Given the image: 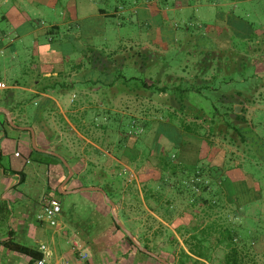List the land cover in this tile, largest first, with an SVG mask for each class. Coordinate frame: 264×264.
Listing matches in <instances>:
<instances>
[{
  "label": "rangeland",
  "instance_id": "374dc122",
  "mask_svg": "<svg viewBox=\"0 0 264 264\" xmlns=\"http://www.w3.org/2000/svg\"><path fill=\"white\" fill-rule=\"evenodd\" d=\"M147 1L153 0H87L89 9L102 8L108 14L119 9V14L100 21L99 35H81L78 25L71 28V24H62L61 34L56 37L62 41L67 59L79 63L85 58L86 69L91 70L90 62L95 63L97 54L105 61L107 49H113L118 41L123 43L130 35L137 41L140 32H147L163 22V14L167 26L177 31L166 51L146 52L142 47L134 48L136 59L120 72L129 81L124 83L118 79L115 85L120 96L113 91L116 95H111L114 97L111 102L90 97L85 103L100 111L96 115L98 125L94 129L91 127V136L103 151L87 148L90 158L111 179L116 180L121 172V187L131 194L123 196L119 209L111 206L101 192L58 193L54 195L61 199L62 205L58 225L40 222L38 216L42 213V201L48 196L45 195L48 187L64 183L67 175L57 176L52 156L34 151L32 162L26 168L25 182L5 199L0 198V242L6 241L12 231V240L16 243L38 249L40 244L49 246L53 239L60 238L69 251L74 240L95 236L99 247L89 249L91 264H130L134 252H139L125 240L126 232L114 226L115 215L137 244L147 246L161 258L166 257L164 259L171 264H179L176 253L181 256V248L189 249L187 241L195 244L200 238H206L210 246L203 252L210 262H203L226 264L229 249L225 244L216 245L218 239L227 238L226 229L239 247L238 264H264V0L239 1L231 7L232 13L245 20L242 23L244 34L232 35L230 44L227 47L222 44L220 48L182 34L187 31H194V35L205 33L208 24L215 25L220 11L210 8L214 20H194L190 25L173 10L178 0H155L165 9L158 16L137 9ZM195 1L189 0L191 6L185 10L198 15L197 8L192 6ZM65 3L66 0H61L56 10L48 11L50 16L56 14L46 18L47 26L67 16ZM234 23L241 26L238 18L231 19V26ZM75 37L80 39L76 41ZM10 52L7 51V58L11 57ZM118 73V70L112 71V79ZM93 75L92 72L86 74L87 78ZM104 75V80L110 78ZM2 77L7 85L14 83L12 76L3 73ZM103 84L100 81L98 85ZM163 86L168 88L166 95H160L159 88ZM128 89L132 91L130 96L126 93ZM69 95L72 96V92ZM236 106H240L238 114L244 110L247 118L246 123L233 121L244 127L239 132L245 133V142L224 124L217 128L223 134L206 137L208 127L222 123L226 112L229 109L236 112ZM29 109L34 110L35 106L30 104ZM194 118L205 130L199 128L203 134L198 137L201 142L190 145L187 147L190 152L182 154L171 142L179 140L184 120L190 129H197L192 123ZM199 152L201 159L197 160ZM185 153L195 161L194 166L198 164L202 168V180H207L212 187L202 196L207 203L202 202V198L194 203L190 193L177 190L183 178L191 174L186 169L193 166L183 163L184 168H181L180 161L188 160L183 158ZM111 155L117 159L114 163ZM161 158L177 166L176 175L161 196L153 195L145 200V190L151 193L158 190L156 182L163 167L159 163ZM163 171L165 177L172 174L166 169ZM228 171L243 173L249 187L243 182L232 187ZM106 173H94L87 181L103 185L109 179L104 177ZM75 179L71 188L88 184L84 177ZM94 185L92 187H97ZM85 195L90 199L85 200ZM151 206L154 211L150 210ZM140 256L149 262L163 264L155 258ZM25 259L26 256L8 251L0 243V264H23Z\"/></svg>",
  "mask_w": 264,
  "mask_h": 264
},
{
  "label": "crops",
  "instance_id": "0c3cea01",
  "mask_svg": "<svg viewBox=\"0 0 264 264\" xmlns=\"http://www.w3.org/2000/svg\"><path fill=\"white\" fill-rule=\"evenodd\" d=\"M60 1L0 0V80L5 82L2 77L4 73L12 76L14 82L12 85H7V92L11 95L10 98L5 99V94H2L4 90L0 91V198L3 199L12 191H17L18 186L24 183L27 178L26 168L32 162L34 149L32 132L27 129L29 127L35 132L37 147L54 151L61 155L73 169V178L71 177L67 183L50 185L45 195L57 196L58 193L62 195L77 193L73 191L81 188L82 184L71 188L70 186L76 182L75 178H85L86 176L87 179H90L94 176V173L96 175H98L97 173H106L101 170L96 161V165H94V160L90 158V153L87 152V148L89 150H103L91 136V130L98 125L96 123V115H98L97 112L99 110L95 111L97 108L88 107L85 104L86 100L90 97H97L101 101L107 99L111 102L112 98H114L111 95H116L113 91H116L117 96H120L115 86H104L105 84L109 85L113 81L112 75L105 72L104 66L110 68L111 71L115 68H121L123 71L126 66L132 65L131 62L136 59L135 53L133 54L136 46L142 47L146 52L148 50L154 52L159 50L166 51L169 46L168 42L173 41L175 36H177V31L167 26V18L163 14V22H160L158 26L152 27L147 32H140V35H138L140 37L137 41L133 38V35H130L127 39H124L123 43L118 41L113 49H107L106 51H109L107 59L111 60V62H108L107 59L101 61V54H97L95 63L91 64L90 62L91 70H87L85 58L76 63L74 60L67 59V55L63 54L62 41L56 40V37L61 34V25L71 24V28L73 25H78L79 34L81 35H87L86 33L99 35L101 34L100 21L109 15L119 14V9L115 10L116 13L108 14L102 8L89 9L87 0H78V2L77 0H66L67 16L63 18V21L55 20L47 26L46 18L49 19L56 14L53 13L50 16L48 11L56 10ZM192 4H194L192 5L193 7L197 8L198 15L186 12L185 8L191 6L189 0H178L175 8H173L190 25H192L194 20L200 22L214 20L209 10L210 8L220 12L214 20L215 25L208 24V29L205 33L194 35V31L191 33L187 31L182 33L184 36L195 40L199 39L201 43L208 42L217 48H220L222 44L225 46L230 44L232 35L241 36V32L237 30L240 24L236 26V23H234L235 25L231 26V19L236 21L237 15L232 13L230 9L236 2L230 0H196ZM137 9L139 11L143 10L152 16L162 15L165 11L155 0L147 1L144 5L137 7ZM74 39L77 41L80 38L75 37ZM8 50L11 51L9 54L11 55L10 58L6 57ZM91 72L94 74L93 77L87 78L86 74ZM104 74L110 78L104 80ZM100 81L104 84L98 85ZM69 92H72V96L69 95ZM131 92L128 89L126 93H129L128 95L130 96ZM160 95L166 94L160 93ZM44 101L52 102L53 106L43 109L42 115L34 118L32 116L34 110L29 109L30 104L36 106ZM89 109L92 110V113ZM7 113L10 114L13 123L17 127L10 123L9 126L4 125L6 121L9 122ZM200 142L199 138L186 134L179 151L182 154H184V151L190 152L187 147ZM17 152L20 153V156H16ZM39 153L53 156L44 152ZM186 157L185 153L183 158ZM52 159L51 161L54 163L52 167L55 174L60 178H64L67 175L68 168L61 159L62 163L54 158ZM111 159L113 163L114 160H117L112 155ZM198 159H201L200 152L197 155ZM180 162L181 168H184L183 163L195 165V161L192 158L184 159V161ZM94 169H97V171ZM119 174L122 175L121 172ZM228 176L230 182H243L244 185L249 187L247 177L243 173L228 171ZM21 177H23L22 181ZM104 177L110 178L107 173ZM89 186L92 187V185ZM90 192L95 194L101 191ZM101 193L104 195L103 192ZM126 194L130 195L131 192L125 188L124 195ZM57 198L59 199V197ZM84 199H90V197L85 195ZM59 200L61 202V199ZM94 237L80 239L85 244L84 247L88 252L90 247L92 249H98L99 247L97 245L98 240H95ZM119 240L122 242L121 237ZM48 248L51 254L49 261L52 264H57L64 256L74 260L72 249L67 251L60 238L53 239L52 244ZM181 249L192 255L186 246ZM140 254L134 252L130 259V264H155L140 256ZM177 255L178 253H176V259L179 262L181 256ZM192 256L196 258V256ZM28 263V258L23 261V264Z\"/></svg>",
  "mask_w": 264,
  "mask_h": 264
},
{
  "label": "trees",
  "instance_id": "16d2710c",
  "mask_svg": "<svg viewBox=\"0 0 264 264\" xmlns=\"http://www.w3.org/2000/svg\"><path fill=\"white\" fill-rule=\"evenodd\" d=\"M230 1L239 2V1H244V0H230ZM236 18H238L241 21V26H238L237 30L240 31L241 35H242V34H244L242 23L245 22V20L239 16H236ZM104 70L106 73L112 72L111 69L108 68L107 66H104ZM114 70H118L119 73L117 76H115L113 81L110 82L109 85H106V86H108V87L115 86L116 83L118 82V79H122L124 81V83H127L129 81V79L126 76H124L122 73H120L122 71L121 68H118V69L115 68ZM145 86L149 87L148 84H145ZM167 91H168V88L165 86L159 88L160 93L167 94ZM10 97H11V95L9 94V92L6 91L4 98L8 99ZM171 103L173 105H177V103L174 101H172ZM52 106H53L52 102H46V101L41 102L35 106V109H34L32 116H34V118L40 117L42 115L41 112L43 109H45L47 107L49 108ZM225 115H226V117L222 123H219L217 125L215 123L212 125L215 128H212V126L208 127L209 132L205 133L206 137H209V136H216L217 137V134L219 136H220V134H223L222 131L217 130V128L219 127L218 125L224 124L227 128L235 130L242 137L243 141L245 142V133L239 132L244 127L238 126L233 122L234 120H237L238 122H241V123L247 122V119L244 115V110H242V112L240 114H238L234 111V109H229ZM194 119L195 120L192 123H194L197 126V129L195 131L190 129L189 124L187 123L186 120H184V124H183L184 127L181 130H179L181 132L179 135V140L171 142L172 145L174 147H176L177 149H180L181 143H182L184 137L186 136V134L193 135L197 138L201 137L203 135L198 130H199V128H202L203 130H205V128H204L205 126H203L202 124H197L198 122H196V121H198V119L197 118H194ZM5 124L8 126L10 125L8 121H6L4 123V125ZM34 151L35 150L33 149V152ZM52 158H54L58 162L62 163V161L59 158H57L55 156H52ZM159 163H160L161 167L162 166L163 167H162V173H160V176L158 177V180H157L158 183L156 182V184H157L156 189H158V190H154V192H152V193H151V191L145 190V192H144V194H145L144 199L145 200H150V198L154 197L153 195L161 196L162 193L165 192V190L168 187L171 180L176 175L175 170H176L177 166H175L171 163L165 162V160L163 158H161ZM169 168H170V170H169ZM164 169H166V171H171L172 174L165 177V174H164L165 172L163 171ZM186 170H188V172H191V174H189L188 176L184 175L185 177L182 176V178L183 177L184 178L180 183L181 187H177V190L179 192L184 191V192L190 193L189 197H190L191 201L194 203H198L199 200L202 198L203 193L209 191V189H211L212 187H211V185H208L207 180L206 181L202 180L203 179V176H202L203 171H202V168L198 164L196 166H191V167L187 168ZM184 174H188L187 171ZM67 175H68V170H67ZM118 178H120V179L118 180ZM118 178L116 180L114 178H112V179L109 178L108 181H106L103 185H94L93 183L87 181L88 180L87 178L86 179L84 178V180L87 181L88 184L82 183V187L89 186V185L101 187L104 190V192L106 193V195L109 197V199L112 200L115 203V205H117L120 209V207L122 205V198L124 196V189L125 188L121 187V184H120V183H122L121 182V180H122L121 175L118 176ZM22 179H23V177H21V181H22ZM198 180L200 182H198ZM235 184L236 183L231 182L232 187ZM202 188H203V190H202L203 192L201 191ZM110 195L111 196L113 195L114 197L111 198ZM201 200H202V202L207 203V201L205 199L202 198ZM167 209L169 210V208H167ZM150 210L154 211L155 209H154V207L151 206ZM113 222H114V226L116 227V229L119 231H122V229L117 225L116 221L113 220ZM225 231L227 232V238L223 237V238L218 239L216 245L225 244L226 245L225 247L229 249V252L227 253V256H226V264H238V259L240 256L239 247L234 243L235 239H234L233 235L230 234V231L227 229ZM12 237H13V232L11 231L9 233V238L6 241L0 242L1 245H3L5 247V249H7L8 251H10L12 253H18V254L26 256L30 263L34 259H38V258H41L43 256V254L38 249L16 243L12 240ZM124 237H125V240L131 246V248H133L134 250H136L137 252H139L145 256L151 257L150 255H148L145 252H143L142 250H140L138 248V246L133 242V240L127 234L124 233ZM187 245L189 246V252L192 255L196 256V258L193 257L192 255L186 253L184 250H182L181 258L179 260V264H205V262H203V260L206 262H210L209 259L205 258L203 255V252H205V249L206 248L208 249L210 247L208 245V240L206 238L198 239L197 243H195V244L189 243L187 241ZM145 248L149 249L147 246H145Z\"/></svg>",
  "mask_w": 264,
  "mask_h": 264
},
{
  "label": "built area",
  "instance_id": "2783aa9c",
  "mask_svg": "<svg viewBox=\"0 0 264 264\" xmlns=\"http://www.w3.org/2000/svg\"><path fill=\"white\" fill-rule=\"evenodd\" d=\"M8 89L7 84L0 80V91ZM16 156H20V153H16ZM199 181V180H198ZM62 212V205L60 200L53 196L48 195L44 197L42 201V213L38 216V219L46 221L51 226L58 225V217ZM38 250L43 254L41 258L34 259L28 264H52L49 259L51 257L50 250L46 244H40ZM72 253L74 254V260L64 256L59 260L57 264H90V255L84 244L80 240H74L72 242Z\"/></svg>",
  "mask_w": 264,
  "mask_h": 264
},
{
  "label": "water",
  "instance_id": "95a60500",
  "mask_svg": "<svg viewBox=\"0 0 264 264\" xmlns=\"http://www.w3.org/2000/svg\"><path fill=\"white\" fill-rule=\"evenodd\" d=\"M235 110H236V113H239V112H240V106H236ZM7 114H8V120H9V123L12 124L13 126H16V125L13 123V120L11 119L10 114H9V113H7ZM16 127H17V126H16ZM21 128H22V127H21ZM27 129H30L31 132H32V145H33V148H34L36 151H38V152H44V153H47V154H51V155H53V156L58 157L59 159H61V160L64 162L65 166L68 168V171H69V172H68V176L66 177V180H65V183H67V182L71 179V177H72V175H73V171H72L71 167L69 166V163L65 160L64 157H62L61 155L57 154L56 152H54V151H50V150H46V149H42V148L37 147V146H36L35 132H34L33 129L30 128V127L27 128ZM78 191H101V192L104 193L105 198H106L107 201H109L110 205H111V206H115V203H114L112 200L109 199V197L106 195V193L104 192V190H103L102 188H98V187H90V186H89V187H81V188H79V189H75L73 192H78ZM114 217H115V221H116L117 225H118L120 228H122V229L126 232V234H127L132 240H133V242L138 246V248H139L140 250H142V251L145 252L146 254L150 255L151 257L157 259L159 262H161V263H163V264H170L167 260H165V259L159 257L157 254L153 253L152 251L148 250L147 248H144V247L140 246L139 244H137V243L134 241V239H133V235H132V233L124 228L123 224L120 222V220H119L115 215H114Z\"/></svg>",
  "mask_w": 264,
  "mask_h": 264
}]
</instances>
